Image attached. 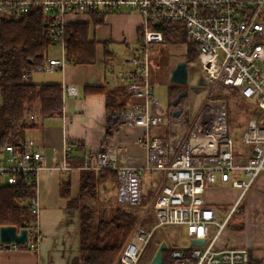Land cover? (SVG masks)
<instances>
[{
	"label": "built area",
	"instance_id": "obj_1",
	"mask_svg": "<svg viewBox=\"0 0 264 264\" xmlns=\"http://www.w3.org/2000/svg\"><path fill=\"white\" fill-rule=\"evenodd\" d=\"M95 12L138 13L142 18L143 30L136 46L120 61L123 67L110 68L109 81L112 85H124L130 97L142 100L128 105L123 124L144 129L138 140L144 152L133 154L126 146L117 144L85 156L76 165L66 162L56 165L55 156L54 164L47 165L44 149L26 135L29 128L24 129L18 142L0 149V187L14 185L24 178L35 188L34 195L27 198V205L36 216V222L30 224V230L36 233L31 248H38L42 239L37 216L39 174L43 170L50 174L64 170L95 173L110 170L117 175L115 202L120 206L140 205L146 194L144 184L149 183L155 190L119 262L156 264L153 260L158 248H150L155 233L165 227H181L191 242L199 239L204 243L172 246L174 264H248V248L217 246L220 234L237 209L236 204L219 220L217 208L207 200V191L212 186H233L243 196L256 176L264 172V0H0V17L17 20L28 14L44 16L51 45L61 51V58L49 56L32 74L72 65L66 58V25L73 22L72 17ZM161 21L185 26L198 54L186 61L188 68L198 67L209 88L194 119L178 132L169 126L180 119L183 111L174 116V108L171 112L163 110L153 95L151 83L150 53L164 41L163 32L152 26ZM112 65L119 64L115 61ZM23 77L28 80L26 74ZM232 91L251 101L255 109L240 136L246 148L244 163L235 162V140L228 120L227 97ZM63 93L79 95V87L66 84ZM24 123H29V116ZM162 125H167L166 132L156 134L154 128ZM71 150L72 142L67 139L65 155ZM238 174L246 180L239 179ZM111 195L110 190H105L99 201L112 203ZM149 211L153 221L146 223ZM18 244L0 241V252L18 250L21 248Z\"/></svg>",
	"mask_w": 264,
	"mask_h": 264
},
{
	"label": "crops",
	"instance_id": "obj_2",
	"mask_svg": "<svg viewBox=\"0 0 264 264\" xmlns=\"http://www.w3.org/2000/svg\"><path fill=\"white\" fill-rule=\"evenodd\" d=\"M70 19L73 22L90 23L89 39L97 42L96 62L70 64L63 70L54 71L55 74L46 83H60L63 87L70 83L77 84L79 95L64 94V107L60 117L43 119L36 109L29 116L30 127L26 135L34 138L44 149L47 165L54 164L53 156L56 157V165L64 162L76 165L85 156L97 154L107 146L117 144L126 146L133 154H143L144 148L138 140L145 132L144 129L121 124L108 137L107 94L90 91L93 86H102L107 90L112 88L113 85L109 83L111 65L117 61L119 65L112 67L124 66L120 62L124 59L118 56L114 48L123 45L121 48L126 47L131 51L136 46L142 24L141 16L138 13H110L105 16L104 24L98 26L91 24V16L80 15ZM105 42L109 43V51L112 53V57L107 59L110 62L108 65L104 59ZM140 102L141 99H129V105ZM157 128H154V132L159 134ZM67 139L72 142V150L68 156L64 153ZM81 174L82 171L76 170L57 171L54 174L43 170L39 174L40 212L37 224L42 238L39 247L32 249L31 243L34 241L30 238L27 247L0 252V264H74L73 259L79 248V210L71 207L70 201L62 195L61 188L64 181H70L71 197L74 199L78 194ZM238 178L246 180L242 174H238ZM105 186L106 191L110 190L114 195L116 180H108L101 185V189ZM218 186L235 190L233 198L222 199L221 202L230 210L236 204L234 213L237 214H232L231 223L220 234L217 246L248 248L251 257L264 264V172L256 176L243 196H240V190L236 187ZM212 187L207 191V200L217 208L210 199L211 190L214 189ZM113 198L111 204H116L115 197Z\"/></svg>",
	"mask_w": 264,
	"mask_h": 264
},
{
	"label": "trees",
	"instance_id": "obj_3",
	"mask_svg": "<svg viewBox=\"0 0 264 264\" xmlns=\"http://www.w3.org/2000/svg\"><path fill=\"white\" fill-rule=\"evenodd\" d=\"M110 13L114 12L92 13L90 15L91 24L94 26L104 24L105 16ZM152 27L163 32V43H171L173 40L179 42L177 41L179 36L181 42L187 44L185 59L190 60L197 57V47L188 39L183 24L161 21ZM142 30L143 28L140 27L139 37ZM89 33V22H71L66 25L64 36L66 58L73 62L72 65L96 62L97 42L89 39ZM50 45L51 41L44 16L28 14L17 20L0 17V149H3L8 143L18 142L24 136V129L30 127L29 123H24L26 117L34 113L36 109L39 110L43 119L60 117L62 114L64 107L63 86L60 83L30 82L32 71L44 65L48 59ZM108 45V42L104 43V59L107 65L110 63L107 59L112 57ZM25 74L28 76V80H24ZM90 91L106 92L107 94L106 135L109 137L114 129L123 124V116L129 105L130 96L124 85H113L110 90L102 86H93ZM234 94L239 96L237 91H232L231 95L227 97V101ZM239 98L244 100L240 96ZM184 101L185 97L182 98L180 104ZM249 107L251 106L249 105ZM251 108L250 117L255 110L254 107ZM80 176L78 194L74 199L71 197L70 181H64L61 188L62 195L70 201V205L79 209V248L73 263L122 264L119 262V258L144 210L145 197L138 206L126 207L118 204L111 206V203L108 205L102 203L97 208L95 199L98 195L100 197L101 185H104L108 180H116V172L110 170L99 173L86 171ZM105 188L106 186L102 189ZM34 193L35 188L28 185L24 178H19L14 185L1 186L0 226L13 225L18 229H30L31 217H34L36 222V216L29 209L27 198ZM87 199L95 201L91 204ZM229 210L230 208L227 209V212ZM230 223L231 220L227 224ZM165 228L170 229L173 233V227ZM30 231L31 239L34 241L36 233L33 230ZM18 245L21 248L28 246L27 243ZM171 251V247L163 251V264H170L166 258L167 256L171 257ZM172 264L174 263L172 262ZM248 264H262V262L251 257L250 254Z\"/></svg>",
	"mask_w": 264,
	"mask_h": 264
},
{
	"label": "rangeland",
	"instance_id": "obj_4",
	"mask_svg": "<svg viewBox=\"0 0 264 264\" xmlns=\"http://www.w3.org/2000/svg\"><path fill=\"white\" fill-rule=\"evenodd\" d=\"M178 36L177 41L174 40L171 41V43H162L159 45L158 49L150 53V61H151V83L154 86L153 89V95L156 100L160 102L161 108L163 110H170V112L173 110L171 106V102L173 101V98L178 93H186L185 101L180 104V108L183 109V114L180 117V119H177L176 122H172L169 126V129H173V132H178L179 128L181 126L187 127L186 122L192 121L196 114L198 113L201 105L205 101L206 97L208 96L209 88L206 84L201 85L199 84V78H200V70L198 67H190L189 68V75H188V81L185 84H177V83H171L170 82V73L173 70L176 65L181 62L188 59H185V53L187 51V44L182 43ZM190 40V39H189ZM123 46V45H121ZM117 46L115 49V52L118 53V56L122 58H127L130 53V49L128 50L126 47ZM193 48V46L191 45ZM48 55L51 57H57L61 58L62 54L58 46L56 45H50L48 49ZM54 73L49 72H33L30 82L32 83H46L45 81H49ZM170 92V95H169ZM253 107V104L251 101L246 100H240L239 96L232 95L228 99V113H229V125H230V131L232 133V136L235 140V162L236 163H244L247 159V156L244 155V152L246 148L242 145L240 142V136L242 132L245 129V125L251 115V107ZM33 114V113H32ZM31 115V114H30ZM30 120V119H29ZM54 120V119H53ZM55 121V120H54ZM167 125H162L156 129L158 131L157 133L166 132ZM161 134V135H162ZM83 173V172H82ZM147 186V187H146ZM147 188V189H146ZM214 188L211 190L210 199L215 203V206L218 209L219 213V220H223L228 206L221 202L223 199L233 198L235 194V190L230 189H224L222 187H212ZM117 189V186H116ZM144 189L146 190L145 194V200L146 205L144 207V210H146L149 207L150 201L152 199V196L154 194L153 188H151V185L148 183L147 185L144 184ZM106 188L99 189L100 193L104 192ZM210 191V190H209ZM208 191V192H209ZM116 196V190L114 192V195ZM99 195L97 196V199L94 201L95 207L101 206L102 202L99 201ZM114 199V198H113ZM89 203L93 204L91 199H87ZM105 203V202H104ZM110 204V201L107 202V205ZM114 204H111L113 206ZM79 207V205H77ZM71 207H76L71 205ZM79 210V209H78ZM143 210V212H144ZM143 212H141V216L143 215ZM100 214V213H99ZM31 221L35 222V218L31 217ZM152 218L150 217V211H149V218L145 219L144 222L149 223L152 222ZM168 242V248L170 247H187L190 246L191 241L187 238L184 230H182L181 227H173V233L170 231V229L163 228L161 232L159 231L155 233L154 239L150 245L151 249L159 248L160 245L164 242ZM162 242V243H161ZM222 248V247H219ZM167 250V249H166ZM164 250V251H166ZM147 260V259H146ZM166 260L172 264L174 263V260L172 257L167 256Z\"/></svg>",
	"mask_w": 264,
	"mask_h": 264
},
{
	"label": "water",
	"instance_id": "obj_5",
	"mask_svg": "<svg viewBox=\"0 0 264 264\" xmlns=\"http://www.w3.org/2000/svg\"><path fill=\"white\" fill-rule=\"evenodd\" d=\"M189 68L186 61L179 62L176 67L170 73V82L177 84H185L188 81ZM199 84L204 85L205 80L200 77ZM186 97V93H180L171 102L172 108H174V116H179L182 113V109L178 108L182 98ZM29 240V229L20 228L13 225L0 226V241L3 243H27ZM204 240L194 239L191 244L202 245ZM168 248L166 242H163L158 248L155 258L153 260L156 264H161L163 261V251Z\"/></svg>",
	"mask_w": 264,
	"mask_h": 264
},
{
	"label": "flooded vegetation",
	"instance_id": "obj_6",
	"mask_svg": "<svg viewBox=\"0 0 264 264\" xmlns=\"http://www.w3.org/2000/svg\"><path fill=\"white\" fill-rule=\"evenodd\" d=\"M179 94H180V93H179ZM179 94H178V95H179ZM179 108H180V105H179Z\"/></svg>",
	"mask_w": 264,
	"mask_h": 264
}]
</instances>
